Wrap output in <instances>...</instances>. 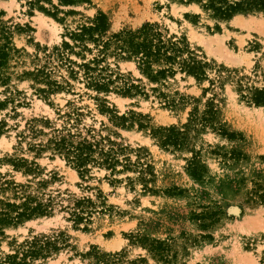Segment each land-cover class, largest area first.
Masks as SVG:
<instances>
[{
  "label": "rangeland",
  "instance_id": "rangeland-1",
  "mask_svg": "<svg viewBox=\"0 0 264 264\" xmlns=\"http://www.w3.org/2000/svg\"><path fill=\"white\" fill-rule=\"evenodd\" d=\"M99 13L106 17L107 36L152 23L169 36L185 37L210 65L208 80L178 74L152 84L133 63L115 66L109 60L116 73H130L142 94L124 97L116 90L86 88L82 73L73 65V76L54 48ZM1 27L12 33L17 52L10 55V80L0 86V100L7 99L0 110V183L23 185L26 194L51 200V207L45 216L5 228L0 257L12 253L10 242L63 234L60 250L28 264H96L89 255L94 250L124 251L131 261L146 257L130 237L140 235L171 244L172 264H264V106L247 103L238 92L239 81L259 86L264 14H237L225 21L174 0H0ZM70 60L80 62L73 55ZM42 67L60 89L40 92L47 85L32 73ZM210 104L218 111V127L234 138L197 125L186 145L175 150L160 148L151 137L159 127L183 129ZM102 106L107 111L101 112ZM113 114L127 121L120 124ZM67 131L78 138L106 137L126 147L131 162L139 155L149 166L148 190L133 169L110 175L93 167L80 177L47 144ZM192 161L201 169L198 178L189 169ZM14 194L8 188L0 200L12 202ZM81 199L96 204L87 224H77L69 214ZM146 264L158 263L147 257Z\"/></svg>",
  "mask_w": 264,
  "mask_h": 264
},
{
  "label": "trees",
  "instance_id": "trees-1",
  "mask_svg": "<svg viewBox=\"0 0 264 264\" xmlns=\"http://www.w3.org/2000/svg\"><path fill=\"white\" fill-rule=\"evenodd\" d=\"M184 5H195L202 12L210 17L219 20H230L237 14H264V0H174ZM187 16V15H186ZM68 41H63L60 48H54L60 63L68 65L71 74L77 72L72 66H76L82 73L86 88L97 93H108L112 90L124 97H132L142 94L140 86L134 84L127 76L116 73L111 68L109 60L114 62L133 63L139 74L152 84H160L176 75L190 76L197 81L208 80L206 70L210 65L192 50L185 37L169 36L163 32L160 26L152 23H145L136 30L121 31L110 36L106 35V17L99 13L88 24L81 25L72 32H67L64 36ZM17 50L13 46L12 33L5 27L0 28V86L6 87L10 80L9 61L11 53ZM73 55L80 60H70ZM49 58L52 56H48ZM218 74V82L223 76ZM32 75L39 81H44L47 89L40 92H55L60 89V85L55 81L49 80V72L45 67L36 69ZM259 86L241 84L238 82V92L241 99L255 106H264V69L259 75ZM75 78V77H74ZM211 87H215V82L210 80ZM7 99L0 100V110L6 106ZM107 109L102 106L101 112ZM218 111L212 104L208 105L203 113L198 116L194 114L190 122L183 129L170 127H159L150 133L156 144L162 149H181L188 140V132L194 126H201L218 131L219 134L228 139L236 135L228 133L218 127ZM112 119L123 124L127 121L125 116L113 114ZM139 128H145L139 124ZM48 147L53 152L64 157L66 162L78 172L80 177L88 174L93 167L106 170L110 175H116L131 169L137 170L138 180L143 183V190H148L146 186L148 180L147 172L149 166L143 165L137 155V160L131 162L125 154L126 147L119 146L106 137L78 138L70 131L62 134L57 132L48 142ZM26 165V160L18 162ZM19 168V166L14 165ZM189 169L194 177L201 176V169L194 161L189 164ZM32 167H27L26 171H32ZM130 180V178H128ZM15 184L7 180L0 183V192L14 188L15 194L13 201L0 200V242L5 238L4 229L15 227L26 220L42 217L49 214L51 200L44 203L31 194L23 191V185ZM20 188L21 193L16 192ZM96 204L91 199H81L74 202L71 207L70 217L74 222L89 223ZM132 244L138 245L145 251L146 257L127 261L124 251L115 253H100L92 251V256L96 264H146L147 257L158 264H172L174 254L172 246L163 240H154L140 235L130 236ZM63 234L47 236H36L31 240H26L20 244L15 241L8 246L12 253L0 257V264H28L36 260H45L53 253L60 250L65 245Z\"/></svg>",
  "mask_w": 264,
  "mask_h": 264
}]
</instances>
